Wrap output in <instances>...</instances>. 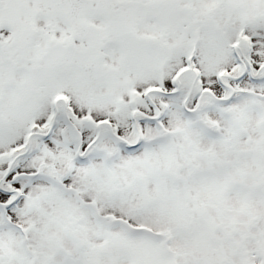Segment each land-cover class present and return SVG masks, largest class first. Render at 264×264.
Returning <instances> with one entry per match:
<instances>
[{"label":"snow or ice","instance_id":"6c2138e0","mask_svg":"<svg viewBox=\"0 0 264 264\" xmlns=\"http://www.w3.org/2000/svg\"><path fill=\"white\" fill-rule=\"evenodd\" d=\"M0 264H264V0H0Z\"/></svg>","mask_w":264,"mask_h":264}]
</instances>
